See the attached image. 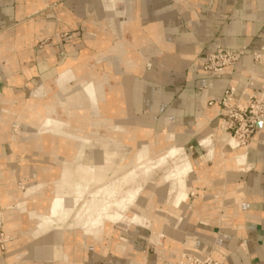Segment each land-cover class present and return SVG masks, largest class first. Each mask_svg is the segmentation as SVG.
<instances>
[{
	"label": "crops",
	"instance_id": "1",
	"mask_svg": "<svg viewBox=\"0 0 264 264\" xmlns=\"http://www.w3.org/2000/svg\"><path fill=\"white\" fill-rule=\"evenodd\" d=\"M103 2L0 0V203L6 209L4 232L13 237L0 252V264H61L40 250L52 233L29 238L27 216L18 222L8 216L9 208L23 200L14 188L29 179L36 186L39 179H32L31 172L57 167L46 154L50 149L28 145L18 150L4 137L13 122L25 123L19 120L21 108L34 91L47 86L49 96L58 92L60 72H93L105 82L109 77L112 85L122 83L106 94V106L115 115L129 111L130 116L111 117L113 126L131 131L122 136L125 141L134 139L137 129L140 138L143 133L150 138L171 134L173 142L200 147L203 139L216 140L220 133L218 102L228 90L235 91L231 103L244 104L245 91L264 95V65L251 57L264 52V0H116L113 10ZM47 37H53L52 43L36 52V43ZM219 47L247 53L216 77L204 72L203 61ZM250 78L253 85L247 86ZM7 110L17 119L4 114ZM33 150L38 162L26 156ZM218 151L217 161L205 159L207 150L192 162L187 203L177 215L165 213L170 214L168 230L155 253L140 240L147 233L135 229L129 249L122 251V244L110 240L90 246L80 257L72 253L67 264H179L185 256H211L219 264H264V122L254 142L237 150L243 155L241 166L232 161L231 150L226 149L223 160Z\"/></svg>",
	"mask_w": 264,
	"mask_h": 264
},
{
	"label": "rangeland",
	"instance_id": "2",
	"mask_svg": "<svg viewBox=\"0 0 264 264\" xmlns=\"http://www.w3.org/2000/svg\"><path fill=\"white\" fill-rule=\"evenodd\" d=\"M111 12V11H110ZM51 17V19H54L53 16H49ZM63 36V35H62ZM53 41V37H47L44 39H40L35 46V51L38 52L40 50H43L44 48H46L47 46H49ZM63 73L60 72L59 78L56 82V84L58 85V92L56 94H54L53 96H49L50 92L48 90L47 86H43L42 88L34 91L32 99H36V93L42 92L45 94V96H43L41 98V100H39L38 102L41 103H47L44 100L49 97H55L57 96V94L59 93V91L61 90V83L64 87L68 88V90H72V93H67L64 96V100L66 102H62L59 101L58 99H55L52 101L51 103V112H45L44 110L42 112L39 113L38 116H33L32 114L28 111V107H27V103H24L22 109V112H28L29 115H27L28 117H23L21 119H19L21 122H25L27 125H33L35 126V129L37 130V128H39V126L42 125L43 119L44 117H46L47 115H49L50 118L53 119H57V120H65L68 121L66 122V124L70 125L71 129L77 130L79 131L84 137H86V140H83L82 138H73L72 136L69 135H55V134H48L47 132L45 134L47 135H52V136H56L58 138H60L59 140L61 141V143H57V144H51L49 142L46 141H42L39 143V145H37L36 147L41 149V148H47L50 149L48 153V157H50L51 160H53L55 162V164L57 165L56 168H50V167H46V168H42L40 170V174L36 173V172H31L30 177L32 179H39V182L36 186H34V183H36L34 180H27L26 186H23L22 184H19V186L21 187V189L19 190H23V193L20 192L16 187L14 188L15 192H13L14 195L18 194H22L23 200L19 202V204H17V206H13L12 208H9L8 213H12L13 215H8L9 217H15L14 219L20 220V218L24 215V214H19L18 212L27 207L26 203V197H24V195L28 192L29 189L31 188H36L39 186H42L41 190L36 191V193L42 192V195L39 197L37 196V200H35V204L39 203V201L44 202V204H42V208L40 210L41 214L45 216H47V205H49L48 202H51L53 199H55V196L58 194H61L63 198H66L68 201L67 203L70 205H73L75 202V200H77L75 193H74V183L76 182H86L87 183V173L89 172L87 170V167H92V169L94 170V168H96V172L98 174L103 173L104 174V178L102 179L101 184H110V185H115L116 188L120 189L121 192H123L124 190L127 191V189H132L134 187L133 183H129V184H123L122 182V177L125 176L130 167L132 166L130 163L133 160V157L141 150V148L145 145V144H152V147L156 150L150 154L149 156V160H148V165H152L153 163H155V161L160 157V155L165 154L166 153V149L167 147H172V146H178V148H183L185 149V154L187 155L188 160L191 162L198 160L199 158H201L202 156H206L207 155V150L208 147L206 146H200L199 147V143H193V144H178V142H173V138H171L172 142L169 146H164V144H161V140L160 142H158V137H154V138H150V137H144L143 135L142 138H140L137 134V129L135 131H132V133H134V139H130V141H125V139L122 136H127L128 134H130L131 131H129V128L127 127H123L121 125L119 126H115L113 127V121L111 117H125V116H130L129 111L126 110L127 108H124L123 112L121 109V112L119 113L117 111L116 115L110 112L108 113V116H91L90 114H88L89 112H86L87 109H84V107L79 111V107H78V102L74 101V100H69L70 96H77L81 93V88L83 89L84 87H86L87 85L91 84V83H96L98 81V75H96L95 73H88L87 75L84 76L81 74H76L74 77L65 80V78H63ZM99 77H102L99 76ZM107 77V76H105ZM75 80L76 84L75 86H70L69 83ZM90 82H89V81ZM110 78L108 77V79L105 82V92H111L113 91V87H120L122 86V83L116 84V85H112L109 83ZM89 83V84H86ZM82 85H85L84 87ZM110 89V90H109ZM32 93V92H31ZM31 93H29L27 95V98L30 97ZM8 111V110H7ZM9 114L7 115H13L15 117L14 114H11L10 111H8ZM61 115H64L65 118H62ZM71 116H74V120L78 119V123H70L69 119ZM32 117V118H31ZM107 117V118H106ZM15 119H17V117H15ZM88 119H90L91 121H89ZM1 120V119H0ZM104 120H106L104 122ZM25 123H20V122H13L11 130L8 131L7 134L4 135L5 139L8 140L12 146H17L18 150H23L26 147H28V143L27 142H32L34 141L36 138H32V139H28L25 138V140L27 139V141L23 140V134L26 133L27 130V125ZM41 124V125H40ZM115 127L117 128L116 130ZM103 129V130H102ZM84 130V131H83ZM101 130V131H100ZM83 131V133H82ZM98 133V134H96ZM44 133L40 134L39 136L43 135ZM44 134V135H45ZM170 135V134H169ZM118 136V137H117ZM173 137V136H172ZM20 138L22 139V141L20 140ZM147 138V139H146ZM157 139V140H156ZM134 140L136 142H134ZM138 140V141H137ZM225 138H221V129H220V133L217 136L216 140H213V143H215L214 145H217L218 142L224 141ZM125 141V142H124ZM155 141V142H154ZM154 142V143H153ZM70 143L72 144L70 146ZM80 146L82 147V151H83V155L82 156H77L76 158L74 157L72 159L71 157V153H75L76 151V147ZM34 147V146H33ZM53 147H59L57 148H53ZM141 147V148H140ZM160 149V150H159ZM199 149H202V151H198ZM228 150H230V147L227 148ZM123 151L125 153V157L123 158V160L119 161L117 160V164L113 165L114 167H112L109 171L106 172V170L103 171V164L100 162V157L103 154V152H108L109 155H111L113 152L116 151ZM158 150V151H157ZM238 150V149H237ZM236 150V152H237ZM37 151V150H36ZM35 150L33 151H29V154H27L26 156H31V158L33 157L32 154H34V152H36ZM197 151L196 153H193ZM226 151V150H225ZM46 152V151H45ZM193 153V154H192ZM24 156V155H23ZM23 156H19L18 160L16 162L17 165L22 163V159ZM55 156H58V158H55ZM112 156V155H111ZM207 157V156H206ZM33 159L36 161L37 158L33 157ZM46 159V158H45ZM118 159V158H116ZM51 160H46L47 164H51L53 165V162ZM209 160V159H208ZM26 161V159H25ZM38 162V161H36ZM181 164L180 160L177 158H173V160L170 162L169 166L167 167L169 170L173 169L174 166ZM37 167H40L42 164L40 163H36L35 164ZM107 167V166H106ZM105 167V168H106ZM48 169L56 170V173H58V178L63 174L66 173V177H64L65 180V184H68L69 187V193L65 196L64 194L61 193V191H55L54 189L51 190V186L52 184L55 183V181L57 180V175L53 172H48ZM24 172V176L29 175L28 170H23ZM61 172V173H60ZM193 172V164H192V169L191 171L188 173V176L190 175V173ZM163 173H165L164 171H156L152 177L148 180V183H146L143 187V190L140 192L138 198H137V203L140 202V200L144 199V192H148L150 190V193L146 194V207L147 210L145 211V213L147 212V214L149 215V217H151L153 215V213L155 211L158 212H163V204L160 203L161 201V195H164L165 192H160L161 190H164L167 188V186H169L171 183L170 182H165L161 185H159V181L158 179L161 178L163 176ZM146 178V176L144 177L143 175L139 176V180H144ZM161 183V182H160ZM51 185V186H50ZM100 183L96 182V179L91 180L88 188H87V193H85V201H87L85 203V207L83 208L82 211V215L83 216H87L90 211L92 212V215H94L95 213L99 212L100 209V202L101 200H104L105 197L103 195H96V191L99 187ZM50 186V187H49ZM71 188V189H70ZM148 189V191H146ZM17 191V192H16ZM25 192V193H24ZM152 193V195H151ZM189 194V193H188ZM48 196V197H47ZM65 196V197H64ZM46 197V198H45ZM41 198V199H40ZM145 201V200H143ZM92 204L91 205V209L87 210V205ZM34 204V205H35ZM102 204H111V201H105ZM101 204V205H102ZM30 205V204H29ZM39 205V204H38ZM44 205V206H43ZM82 205V201L77 202L74 210L70 213V215H68L67 218H62L60 220H58L57 222L53 223L51 225V227L49 228V230H46V233L51 232V230H53V228L58 227V228H63L65 229L67 224L70 221V218L72 217L73 213L77 210L80 209ZM150 205H152V211H150ZM20 207V208H19ZM29 207H27L26 211H25V215L27 216L28 220H29V226H30V230H29V235H31L35 230H36V220H37V214L39 213L38 209H34L32 208L31 210L29 209ZM6 211V209L4 207H2L1 203H0V252L2 254L5 253L6 251V246L8 243L13 241V237H11L10 235L6 234L4 232L3 229V219H2V214ZM15 213V214H14ZM16 215V216H15ZM29 215V217H28ZM128 215V213H127ZM64 224V225H63ZM125 224V223H124ZM123 224V225H124ZM135 229H141L144 230L147 234L146 236H140V237H145L146 240L140 238V240H142L143 242H145L146 245L150 246L151 248V252L155 253V250L157 248V244H159V240L160 238L163 236V233L161 232H156L155 234L153 233L152 229L146 225H142V224H130L128 228L124 229L122 228H118L117 224H113L111 227V230H108V228H106L105 233L101 234V236L104 238L105 242H109L110 240H118L116 242L122 244L123 241L127 242L130 240V236L132 235L133 232H135ZM74 233L75 236L72 240V242H70L69 238H68V234L65 235L62 243H54L53 244V248H59V257L54 255V250H50V252H47L45 249H40L42 251V254L44 256H47L52 258V260H57L59 261L61 264H67L70 260V258L72 257V253L73 255H77V257H80L81 253H85L87 251V249L92 246V245H88V246H84V233L83 231L78 227L76 229H74ZM77 230V231H76ZM115 230V231H114ZM45 233V234H46ZM44 234V235H45ZM156 237V239L153 237ZM152 237V238H151ZM150 239L152 241H150ZM108 240V241H107ZM165 241V238L162 239V242ZM107 244V243H106ZM62 245V246H61ZM68 259V260H67ZM22 260V259H19Z\"/></svg>",
	"mask_w": 264,
	"mask_h": 264
},
{
	"label": "bare ground",
	"instance_id": "3",
	"mask_svg": "<svg viewBox=\"0 0 264 264\" xmlns=\"http://www.w3.org/2000/svg\"><path fill=\"white\" fill-rule=\"evenodd\" d=\"M116 0H105V5L109 9L113 10L114 7V2ZM110 11V10H109ZM115 12V11H114ZM121 24V23H120ZM121 28V27H120ZM122 29V28H121ZM120 30V34H121ZM78 68V67H77ZM81 70V69H80ZM77 74V71L75 69L69 71L66 75H64L63 78L70 79L74 77ZM89 81V80H88ZM90 82V81H89ZM89 84V83H86ZM83 87L85 85H82ZM72 93L73 89L68 90V88L64 87L61 83V90L55 97H51L48 99L47 103H41L38 102L41 100L43 96H45L44 93L39 92L36 93V99H32L27 103L28 111L32 114L33 116H38L40 112L43 110L45 112H51V103L53 100L58 99L59 101L66 102L64 100V96L67 93ZM106 94L105 92V81L102 78H100L96 83H91L84 87L83 89L81 88V93L77 96L73 95L70 96L69 100H74L77 101L78 103V109L79 111L84 107L83 104H85L84 109H87L86 112H89L91 116H108V109L106 106ZM24 117H28L27 115L28 112H22ZM4 114H9L8 111H5ZM31 117V118H32ZM1 119V115H0ZM70 123H78V119L74 120V116H71L69 119ZM91 121L90 119H88ZM66 119L65 120H57L50 118L49 115L44 117L42 125L35 129V126L27 125V130L26 133L23 134V140L25 138L32 139L36 138L32 142H27L29 146H34L36 147L39 145L40 142L46 141L51 144H57L61 143L59 140L60 138L52 135H47L45 134L46 132L48 134H57V135H69L72 136L74 139L79 137L82 138L83 140H86L87 136L84 137L79 131L71 129L70 125L66 124ZM114 127V126H113ZM117 128L115 127L114 130ZM84 131V130H83ZM82 131V133H83ZM44 133L43 135L39 136L40 134ZM98 134V133H96ZM144 137H149L146 136L144 133L142 134ZM158 142L161 140V144H164L163 147L169 146L172 142L171 138L172 135H166L165 137H160L158 136ZM221 138H225L224 141L218 142L217 145H214L213 140L211 138H205L202 140V145L208 147V155L205 158L206 160H216V148H218L220 151H218L219 155L218 158H221V160L225 159L226 157L225 150L230 147V150L233 152L232 154V161L235 162L238 166H241L243 163V155L236 153V146L235 143L232 139H230L222 130H221ZM156 139V140H157ZM22 141V139L20 138ZM155 142V141H154ZM153 142V143H154ZM72 144L70 143V146ZM15 149L17 146H13ZM72 147V146H71ZM53 148H59V147H53ZM141 148V147H140ZM24 150V149H23ZM156 148L154 149L152 147V144H145L141 150L133 157L132 162L130 163L132 166L130 167L128 173L122 177V182L123 184H129L133 183L134 187L132 189H127V191L121 192L120 189L116 188L115 185H110V184H101L102 179L104 178V174H98L96 172V168L94 170L92 167H87V170L89 171L87 174V183L86 182H76L72 185H74V193L77 198L75 200L73 205H70L67 203V199L63 198L61 194H58L55 196V199H53L51 202H48L49 205H47V216L42 215L40 210L42 204L44 202L39 201V203L35 204V200H37V196H41L43 189L41 192L36 193V191L41 190L42 186L36 187V188H31L28 190V192L24 195L26 197V203L27 207L31 210L34 208L35 210L38 209L39 213L37 214V220H36V230L31 234H26L29 238H34L37 236H43L46 233V230H49L51 225L55 222H57L60 219L67 218L68 215L74 210L77 202L82 201V205L79 210L75 211L70 218L69 223L67 224L66 228H58L55 227L53 230H51L49 236L47 235L45 239H43L45 246L42 247L41 249H45L47 252H50V250H54V255L55 257L59 255V248H53L54 243H62L65 235L68 234V238L70 242H72L75 233L74 229L80 228L83 233H84V246L88 245H94L98 246L105 242L104 238L101 236V234L105 233L106 228L108 230H111V227L113 224H117L118 228H128L129 225L132 223L134 224H142L150 227L155 234L156 232H161L165 233L166 228V223H168L169 219L165 213H173L174 215L179 213L183 207V203H187L188 199V186H187V179H188V173L192 169V164L188 160L187 155L184 153L183 148H178V146H172V147H167L165 150L166 153L160 155V157L153 163L152 165H148V160L150 154H152ZM160 150V149H159ZM158 151V150H157ZM84 153L82 151V147L78 146L76 147L75 153H71L72 159L77 156H82ZM112 155V156H111ZM111 155H109L108 152H103V154L100 157V162L103 164V171L106 170L109 171L113 165L117 164V160L121 161L123 158L126 156L123 151H116L113 152ZM180 160L181 164H178L174 166L173 169H168L167 167L169 166L170 162L173 160V158H177ZM55 158H58V156H55ZM118 158V159H116ZM231 158V157H230ZM227 159V158H226ZM217 161V160H216ZM227 161V160H225ZM219 162V161H218ZM222 164V163H221ZM226 164V163H225ZM220 165V164H219ZM107 166V167H106ZM112 166V167H111ZM207 166V165H206ZM106 167V168H105ZM220 167V166H219ZM218 168V167H216ZM221 168V167H220ZM203 169V168H202ZM156 171H164L163 176L158 179L159 185L165 183V182H170L171 184L167 186L166 189L161 190L160 192H165L164 195L160 194L162 196V200L160 203L163 204V212H158L155 211L151 217L145 213L147 210V207L145 205L146 203V194L150 193V190L148 189L144 192V199L140 200L139 203H137V198L140 194V192L143 190V187L146 183H148V180L152 177V175ZM206 171V170H205ZM48 172H53L56 175V170H51L48 169ZM61 173V172H60ZM225 174V173H224ZM143 175L146 178L144 180H139V176ZM64 177H66V173H63L59 178L57 175V180L55 181L54 184L51 186V190L55 191H61L62 194L65 196L69 193V186L68 184H65ZM96 179L97 183H100L96 195H103L105 197L104 200H101V204L105 201L110 200L111 204H100V209L99 212L95 213L92 215V210L87 216H83L81 213L83 211V208L85 207V193H87V188L91 182V180ZM161 182V183H160ZM49 186V187H50ZM71 189V188H70ZM144 191V190H143ZM18 195V193H17ZM152 195V193H151ZM64 196V197H65ZM46 198V197H45ZM41 199V198H40ZM30 204V205H29ZM35 204V205H34ZM39 204V205H38ZM92 204L87 205V210L91 209ZM44 206V205H43ZM26 208L21 209L18 213L19 214H24ZM152 205H150V211H152ZM20 208V207H19ZM28 209V210H29ZM189 209V208H188ZM186 211V210H185ZM187 212V211H186ZM128 213V215H127ZM15 214V213H14ZM8 215H13L12 213H8ZM16 216V215H15ZM14 217V216H13ZM29 217V215H28ZM176 217V216H175ZM188 217V216H187ZM172 218V217H171ZM170 218V219H171ZM176 219V218H175ZM183 219V218H182ZM173 220V219H172ZM17 221V219H15ZM186 221V220H185ZM18 222V221H17ZM125 223V224H124ZM124 224V225H123ZM17 226V223L15 224ZM64 225V224H63ZM175 224L174 226H177ZM181 228V227H180ZM77 231V230H76ZM23 234V233H22ZM154 237V236H153ZM157 237V236H156ZM156 237H154L156 239ZM44 238V237H43ZM25 239V238H24ZM28 241V240H27ZM117 241V240H116ZM36 243V242H35ZM43 243V242H42ZM127 242L122 243L121 250L125 251L129 249L127 246ZM37 245V244H36ZM39 245V244H38ZM62 246V245H61ZM102 248H100L101 250ZM129 251V250H128ZM95 252V251H94ZM130 253V252H129ZM101 254V253H100ZM127 254V253H126ZM99 256V254H98ZM59 257V256H58ZM68 260V259H67Z\"/></svg>",
	"mask_w": 264,
	"mask_h": 264
},
{
	"label": "built area",
	"instance_id": "4",
	"mask_svg": "<svg viewBox=\"0 0 264 264\" xmlns=\"http://www.w3.org/2000/svg\"><path fill=\"white\" fill-rule=\"evenodd\" d=\"M246 50L238 52L228 51L221 47L204 55L203 70L211 76H221L227 69L235 67L246 55ZM255 64L264 65V52L251 54ZM252 78L247 86H252ZM234 90H228L218 102L222 108L220 129L234 141L236 149L248 148L255 140L259 125L264 122V95L247 93L243 95L246 102L241 104L231 103ZM213 103L210 102L209 105ZM179 264H219L211 256L198 258L185 256Z\"/></svg>",
	"mask_w": 264,
	"mask_h": 264
}]
</instances>
